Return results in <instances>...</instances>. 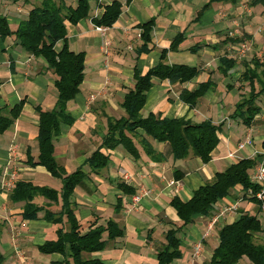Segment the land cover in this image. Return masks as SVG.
<instances>
[{"label":"crops","instance_id":"crops-1","mask_svg":"<svg viewBox=\"0 0 264 264\" xmlns=\"http://www.w3.org/2000/svg\"><path fill=\"white\" fill-rule=\"evenodd\" d=\"M53 1H62L73 8L78 2ZM87 1V18L76 25L65 23L69 50L85 54V69L80 92L67 104L74 122L71 126L61 125L59 134L53 138L55 159L67 174L76 169L87 174L71 197L75 215L85 230L94 222L104 225L107 220H113L124 230L122 238L108 242L103 251L86 257L102 264H157V251L165 243V232L180 226L170 206L174 197L184 202L190 200L195 190L238 160L256 159L253 176L264 158L262 109L250 127L243 125L239 119L231 118L236 104L244 96L239 88L242 67L236 61L238 45H249L260 30L249 32V27H245V32L241 33L237 20L231 21L219 12L221 3L214 2L204 9L209 0ZM113 1L121 3L118 19L111 27H99L103 32L97 31L98 26L93 24V20H99L106 6ZM41 2L0 0V16L6 19L10 31L15 32L19 24L28 19L29 12ZM239 2L224 4L225 7L235 8ZM151 20L154 21L151 43L147 46V53L138 56L136 49L142 43L139 26ZM181 34L183 42L177 50L170 51L171 43ZM234 39H238L237 42H233ZM60 47L59 42L56 51ZM162 50L167 51L166 64L194 68L198 75L183 84L153 79L141 115L146 117L152 113L168 119L184 118L194 123L210 121L215 126L221 125L217 135L219 141L211 152L210 161L204 164L192 155L175 161L169 155L168 145L148 138L153 148L165 156V161L152 162L141 150L140 158L135 160L122 147H117L108 152L110 160L105 168L97 173L91 172L84 163L100 145L106 132V118L120 119L125 116L121 103L134 85V67L144 75L158 64ZM223 57L236 61L226 73L220 67ZM54 80L53 74L46 69L45 61L27 53L14 36L0 39V107L10 109L22 103L18 118L0 135V255L3 264H51L63 260L59 254L44 255L38 250L45 241L56 239L59 226L45 221L43 212L36 220L24 221L21 217L23 203L9 202L11 189L18 180L60 191L62 184L59 179L52 177L44 167H33L28 162L30 157L33 162L38 157L36 137L39 117L35 109L40 107L43 111H50L54 108L57 96ZM207 82L211 83V88L193 108L180 100L182 90L193 92ZM100 118L105 120L104 124L98 120ZM234 123L237 127L241 124L247 128L243 140L231 137L230 129ZM253 135L258 136L259 144H255ZM248 139L250 144L238 150V144ZM230 153L233 158L229 157ZM175 170L183 177L176 179ZM124 175L130 177L129 182ZM171 182L175 184L170 185ZM121 183L133 189L134 194H123L118 188ZM141 189L149 191L148 195L141 199L137 208L130 209L132 197L140 195ZM242 196L243 191L237 186L216 205L212 216L194 217L193 222L178 233L182 255L173 264H207L218 245V230L237 220L240 211L257 213V205L242 200ZM117 198L122 201L119 212L114 210ZM33 202L52 213L60 209L59 204L42 197H36ZM233 203L237 204V211L224 214L209 230L211 219L221 208ZM106 237L104 234L103 239ZM198 245L200 250L195 253Z\"/></svg>","mask_w":264,"mask_h":264},{"label":"trees","instance_id":"trees-1","mask_svg":"<svg viewBox=\"0 0 264 264\" xmlns=\"http://www.w3.org/2000/svg\"><path fill=\"white\" fill-rule=\"evenodd\" d=\"M128 1V0H127ZM239 0H209L204 9L214 3L235 4ZM264 7V0H250L249 6ZM89 3L87 0H78L76 7L66 6L64 2L42 0L41 4L29 12L28 19L21 22L15 32H11L6 19L0 16V39L14 36L21 48L34 57L42 58L46 69L55 80L57 92L55 106L50 111H43L36 107L39 117L37 144V161L29 158L30 166H42L52 176L61 181L60 191L46 187H38L31 182L18 180L14 183L9 202L23 203L21 217L24 221L36 220L43 212V219L51 224L58 225L56 239L45 241L38 250L44 255L59 254L62 261L51 264H102L98 260L87 258L86 255L101 252L108 242L122 238L124 230L113 220H107L104 225L92 223L85 230L78 221L71 197L75 188L83 182L87 174L81 169L67 174L55 159L53 138L60 132L61 125L71 126L74 122L67 110V104L80 92L84 80L85 54L74 53L69 50L66 39V22L76 25L80 20L87 18ZM121 13V3L113 1L106 6L102 17L93 20L98 27H111ZM154 21L140 25L141 46L136 49L137 55L147 53L151 43V32ZM234 39L233 42H237ZM61 43L59 51L55 47ZM183 42V35H178L170 45L174 51ZM167 51L162 50L157 65L149 69L144 75L134 67V85L123 97L121 107L125 116L120 119L107 117L106 132L98 148L85 160L84 165L91 172L97 173L105 168L110 160L109 151L122 147L129 156L137 160L141 150L152 162L161 163L165 156L156 151L149 139L169 147V155L173 160H183L189 155L208 163L211 152L218 144V133L221 125L215 126L210 121L194 123L184 118L168 119L160 114L141 115L146 102V95L151 89L153 79L167 80L171 84L186 83L198 75V71L185 65H168L165 63ZM236 61L223 57L220 59L221 71L226 73L234 67ZM243 71L239 82L247 84V96L236 104L232 119L241 120L242 124L250 127L261 108L257 105L259 97L264 96V55L262 58L253 57L250 61L241 62ZM258 87V88H257ZM211 88V83L201 84L197 90L189 92L182 90L179 94L181 101L193 108L197 101ZM22 103L10 109L0 107V135L4 134L18 118ZM105 150V152H103ZM256 159H242L233 163L225 171L216 173L212 180L193 192L190 200L184 202L174 197L170 206L179 219L180 226L169 229L164 234L165 243L157 251V264H173L181 258V241L178 233L191 224L196 216L210 217L216 205L227 198L231 191L240 186L243 191L242 200L257 205L256 214L239 212V217L231 224L224 225L218 230V245L213 250L207 264H239L246 259L250 264H264V213L259 203L253 197H248V191H257L258 187L252 183V172ZM176 179L183 174L175 170ZM1 175V169H0ZM123 194L133 195L134 190L118 184ZM42 197L49 202L59 204L57 213L38 206L33 200ZM121 198H117L114 210H121ZM263 215V218L260 217ZM65 220V222H64ZM65 225V226H64ZM106 234V239L103 235ZM260 236V237H257ZM0 264L3 258L0 255Z\"/></svg>","mask_w":264,"mask_h":264},{"label":"rangeland","instance_id":"rangeland-1","mask_svg":"<svg viewBox=\"0 0 264 264\" xmlns=\"http://www.w3.org/2000/svg\"><path fill=\"white\" fill-rule=\"evenodd\" d=\"M239 1L240 2L238 4V6L235 8L225 7L226 4L221 3L220 5L222 6V8L219 10V12H221V14H223V16L225 15L226 18L229 17L231 19V21L237 20L239 27H240V29L238 28V30L241 33L245 32V27H249V32L255 31L258 28L260 30V32H258V34L255 36V38L253 37L252 42L249 41V45L246 43H241L240 45H238L239 47H238V51H237L236 61L239 62L238 65L242 67V64H241L242 61H246V60L250 61L253 57L262 58L264 55V7L259 5V6L252 8L249 6L250 0H239ZM232 12H235L236 14H233ZM230 13H232V14H230ZM249 37H252V36H250V34H249ZM242 44L247 45V47H248L247 51L243 52L244 50L240 49V46ZM245 54H246V57H244ZM242 71H243V67H242ZM239 83L241 84V87H239L240 90H242V92H244V96H247L248 92H249L248 85L243 84L241 82H239ZM54 93H55V90H54ZM257 104L261 107V109H262L261 114H262V116H264V96H261L259 98ZM98 120L103 122V124L105 123V120L103 118H100ZM246 132H248L246 127H244L241 124H239V127H237L236 123H234V127H232V129H230V135L235 140H237V139L243 140L246 136L245 135ZM253 134H255V132H253ZM253 138H254L253 140H254L255 144L256 145L259 144V142H260L259 139H256V138H258V136L253 135ZM86 153L87 152H84V154H86ZM260 217L263 218V215H260ZM180 236L182 237L183 235L180 234ZM257 237H260V236H257ZM239 264H248V262L246 259H244V260H242V263H239Z\"/></svg>","mask_w":264,"mask_h":264},{"label":"built area","instance_id":"built-area-1","mask_svg":"<svg viewBox=\"0 0 264 264\" xmlns=\"http://www.w3.org/2000/svg\"><path fill=\"white\" fill-rule=\"evenodd\" d=\"M97 31H101L103 32V30L99 27L96 28ZM232 35V34H230ZM240 49L244 50L243 52L247 51L248 50V47L247 45L245 44H242L240 46ZM246 144H250V140H246L245 142L243 143H239L237 148L238 150H242L244 148V146ZM229 157L230 158H233L234 155L232 153L229 154ZM124 179L127 180L128 182L130 181V177L128 175H124ZM252 183L258 187L257 191L254 192L253 190H249L248 191V194L247 196L250 198V197H253L257 200V202L259 203V206H260V210L264 213V158L259 162V164L257 165L256 167V170L252 176ZM175 184L174 182H171L170 185H173ZM148 192L147 190L145 189H141V193L140 195H135L132 197V204H131V207L130 209H135L137 208V206L139 205L141 199L145 196L148 195ZM237 211V204L236 203H233V204H230L228 206H225L223 208L220 209V211L218 212L217 215H215L209 225H208V229L211 230L213 225L220 219L222 218V216L226 213H235ZM200 250V246H196L195 248V253H198Z\"/></svg>","mask_w":264,"mask_h":264}]
</instances>
